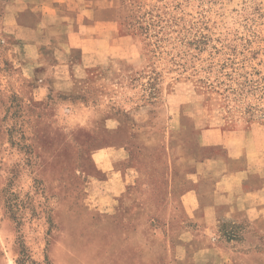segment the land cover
<instances>
[{"label": "rangeland", "instance_id": "374dc122", "mask_svg": "<svg viewBox=\"0 0 264 264\" xmlns=\"http://www.w3.org/2000/svg\"><path fill=\"white\" fill-rule=\"evenodd\" d=\"M12 2L0 0V264L23 245L52 264H192L181 211L167 222L171 149L199 125L264 132V0H88L86 24H107L64 29L66 50L8 24ZM116 183L143 216L127 217ZM152 229L166 242L151 245Z\"/></svg>", "mask_w": 264, "mask_h": 264}, {"label": "crops", "instance_id": "0c3cea01", "mask_svg": "<svg viewBox=\"0 0 264 264\" xmlns=\"http://www.w3.org/2000/svg\"><path fill=\"white\" fill-rule=\"evenodd\" d=\"M86 1L13 0L6 17L18 29H34L59 39L66 50L71 44L64 29L107 24L101 19L86 24ZM167 187L168 225L177 211L183 215L179 257H191L192 264H264V132L234 134L215 125L184 130L171 149ZM112 190L111 195H120L125 185L116 183ZM122 196L133 199L125 209L128 218L143 216L139 196ZM166 238L162 229H152L148 240L159 245Z\"/></svg>", "mask_w": 264, "mask_h": 264}, {"label": "trees", "instance_id": "16d2710c", "mask_svg": "<svg viewBox=\"0 0 264 264\" xmlns=\"http://www.w3.org/2000/svg\"><path fill=\"white\" fill-rule=\"evenodd\" d=\"M17 264H52L48 258L44 261L36 260L28 251L25 245L21 246L19 256L17 258Z\"/></svg>", "mask_w": 264, "mask_h": 264}]
</instances>
